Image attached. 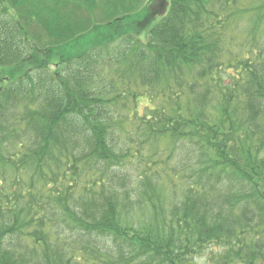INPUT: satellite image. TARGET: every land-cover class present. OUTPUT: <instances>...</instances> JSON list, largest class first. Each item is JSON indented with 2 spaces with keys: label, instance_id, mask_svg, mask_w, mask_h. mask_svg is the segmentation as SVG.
<instances>
[{
  "label": "trees",
  "instance_id": "trees-1",
  "mask_svg": "<svg viewBox=\"0 0 264 264\" xmlns=\"http://www.w3.org/2000/svg\"><path fill=\"white\" fill-rule=\"evenodd\" d=\"M97 1L71 5L86 6L78 16L61 12L66 0L29 5L76 45ZM7 6L0 264H264V0H168L164 12L161 0L144 14L128 4L117 35L62 72L32 64L35 30ZM145 149L148 169L132 176Z\"/></svg>",
  "mask_w": 264,
  "mask_h": 264
},
{
  "label": "rangeland",
  "instance_id": "rangeland-1",
  "mask_svg": "<svg viewBox=\"0 0 264 264\" xmlns=\"http://www.w3.org/2000/svg\"><path fill=\"white\" fill-rule=\"evenodd\" d=\"M54 1L55 0H49V2H54ZM162 1H163V7L161 9V12H164L165 9H167L168 0H162ZM34 2L35 0L33 2H27L26 0H8L7 2L5 0V3L8 4L5 11L6 17L9 21L14 20V18H16L17 21L20 17H24L25 20L24 25H26L27 27L32 26L31 28L35 30V34L31 33L28 36H26L29 42L30 49H32L33 52L38 55L37 59L32 60V64L51 63V68H56L59 66L62 72L64 71L63 66H61L62 60L75 58L78 57L79 55L81 56L87 45L90 48L93 46L101 45L106 43L110 39L111 35L112 37L117 35L118 30L113 31L114 26L117 25V21L119 20V14H120L119 12L127 9L128 4L135 6V9L139 14H144L145 12L151 10L152 8L158 7V5L161 3V0H98L92 7L91 15L88 13L91 16V18H90V24L88 25V30L83 34V36H85L86 39L84 42H81L76 45H73L71 40L62 44L61 40L54 38L53 34L46 30L47 29L46 27H42L38 24L39 22L36 16L37 11H33V9H36L35 5L34 6L29 5V4H34ZM77 2L78 0H66L65 4L60 6L61 12L67 10L66 12L71 15V10H74L73 16H78L81 14L86 15L87 12L85 11L87 8L83 2L79 3V5L83 6L82 7L83 12H79V8L77 6H71ZM117 6L118 9L116 13L115 10ZM29 7H31L32 9L29 10L28 9ZM81 18L82 16L78 17L77 20H80ZM26 26H25V31L27 32L28 29ZM104 28L105 30L102 32ZM51 37L53 38L52 41L54 42V44L52 45V47L47 48L49 41L51 40ZM143 41L146 42V36L144 37V35H143ZM59 43L61 44L59 45ZM47 58H49V61L46 60ZM70 67L71 66H68L67 69ZM6 68L9 69L8 70L9 73H7L8 75H13L14 73L18 72V70H20L19 68H15L14 70H12L13 69L12 66ZM25 68L26 67H21V69L24 70ZM99 69L100 68L95 69L94 72H98ZM30 136H32V134L28 135V137ZM149 150L152 153H154L151 148H149ZM143 153L145 155L143 158V161L145 163H138L134 166V168H132L131 166H127V169L129 170L130 174H133L132 176L134 175L137 176V174L142 170L145 171L148 169L149 151L145 149ZM165 157H166L165 155H162L160 159H164ZM135 159L136 161L139 160L136 157ZM157 175L158 174H155L154 177ZM156 180L159 181V183L161 184V188L165 190L164 191L165 193L169 192L170 198L173 197V193H174V191L171 190H176V193H179L180 190L178 188L176 189L177 185H175V183L177 184V181L174 180L173 178L164 174L162 177L158 176ZM134 193L136 196L139 195L138 193L136 194V192ZM137 200L139 199H136L135 201ZM144 210L145 209L142 208L141 212L144 213ZM239 210L242 211V208H239ZM66 234L67 237L71 239L72 234L71 233H66ZM195 257L196 259L194 260V263L198 261L199 264H204L206 262L205 255L198 256V254H195Z\"/></svg>",
  "mask_w": 264,
  "mask_h": 264
}]
</instances>
